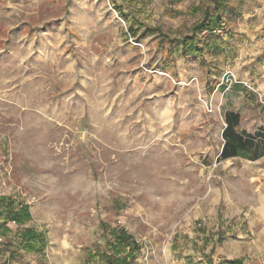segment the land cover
<instances>
[{
    "label": "rangeland",
    "instance_id": "1",
    "mask_svg": "<svg viewBox=\"0 0 264 264\" xmlns=\"http://www.w3.org/2000/svg\"><path fill=\"white\" fill-rule=\"evenodd\" d=\"M210 1L0 0V196L48 233L2 264H97L103 222L137 264H264V155L219 157L226 108L264 127V0Z\"/></svg>",
    "mask_w": 264,
    "mask_h": 264
},
{
    "label": "trees",
    "instance_id": "2",
    "mask_svg": "<svg viewBox=\"0 0 264 264\" xmlns=\"http://www.w3.org/2000/svg\"><path fill=\"white\" fill-rule=\"evenodd\" d=\"M230 0H211L210 5L215 6L221 18ZM198 8V7H197ZM212 19L209 8H205L202 20H197L193 25L197 30L204 28ZM216 22H219L218 20ZM153 31L159 27L150 28ZM182 41L186 42L185 39ZM238 86V85H237ZM226 125L223 130L224 142L219 157L222 159L242 156L257 159L264 155V127L255 133H245L239 129L242 115L240 111L227 109L224 112ZM0 232L7 236V241L0 243V253L9 251L12 255L21 249L27 252L45 254L48 244V233L46 229H39L27 223L33 219L30 204L19 200L16 196H0ZM14 221L18 227V240L9 236L11 226L9 222ZM103 230L106 236L104 245H99L90 253L97 258V264H137V257L142 251V245L136 237L122 225L110 226L103 222ZM240 259L232 262L239 263ZM2 264V262H0Z\"/></svg>",
    "mask_w": 264,
    "mask_h": 264
},
{
    "label": "built area",
    "instance_id": "3",
    "mask_svg": "<svg viewBox=\"0 0 264 264\" xmlns=\"http://www.w3.org/2000/svg\"><path fill=\"white\" fill-rule=\"evenodd\" d=\"M237 76L236 74L229 69L228 71H226L223 75L222 81L220 82V84H226L227 86L232 85L234 82H237Z\"/></svg>",
    "mask_w": 264,
    "mask_h": 264
},
{
    "label": "crops",
    "instance_id": "4",
    "mask_svg": "<svg viewBox=\"0 0 264 264\" xmlns=\"http://www.w3.org/2000/svg\"><path fill=\"white\" fill-rule=\"evenodd\" d=\"M227 109H234V108H226L225 111H226ZM234 110H237V109H234ZM237 111H239V110H237Z\"/></svg>",
    "mask_w": 264,
    "mask_h": 264
}]
</instances>
